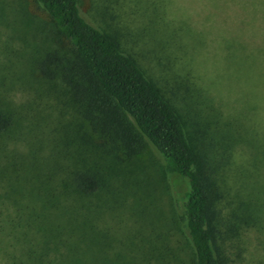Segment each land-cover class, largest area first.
Here are the masks:
<instances>
[{
	"label": "trees",
	"instance_id": "1",
	"mask_svg": "<svg viewBox=\"0 0 264 264\" xmlns=\"http://www.w3.org/2000/svg\"><path fill=\"white\" fill-rule=\"evenodd\" d=\"M30 1L45 18L28 1L0 0V264H225L209 225L208 179L172 102L80 0ZM242 27L222 39L221 57L246 99L242 113L255 116L247 128L262 165L264 18ZM9 76L27 97H15ZM200 88L189 84L209 120L215 103ZM148 147L172 182L175 218ZM255 188L232 217L257 219ZM113 206L134 210L127 232L139 234L129 245L113 242L104 219Z\"/></svg>",
	"mask_w": 264,
	"mask_h": 264
},
{
	"label": "rangeland",
	"instance_id": "2",
	"mask_svg": "<svg viewBox=\"0 0 264 264\" xmlns=\"http://www.w3.org/2000/svg\"><path fill=\"white\" fill-rule=\"evenodd\" d=\"M23 1H28L38 17L45 18L33 1ZM79 3L92 22L136 59L182 118L195 150L197 168L208 179L209 225L225 264H264V188L257 189L260 180L264 183V164L256 156L254 128H247L254 123L255 116L252 109L245 110L243 115L246 99L240 96L238 81L227 77L230 70L224 67L221 57L222 39L243 33V22L264 18V1L80 0ZM62 44L64 48V41ZM11 78L15 80L12 79L15 97H27L29 88L22 87L16 77ZM191 83L214 100L216 114L209 115V120L204 115L201 97L189 91ZM252 102L249 98V105ZM239 122L235 134L240 136L238 141H229L228 136L237 130ZM142 153L159 169L166 193L163 200L175 218L178 208L172 182L161 171L163 161L151 147L144 148ZM251 188L258 190V199L255 197L259 200L255 211L258 215L257 219H246L247 223H243L231 216V209ZM108 211L104 219L113 242L129 245L130 238L138 233L135 228L127 232L129 224L135 222L134 210L127 208L121 214L113 206ZM140 224L138 220L133 226L139 225L140 230Z\"/></svg>",
	"mask_w": 264,
	"mask_h": 264
}]
</instances>
